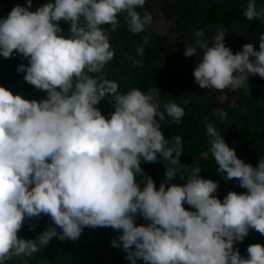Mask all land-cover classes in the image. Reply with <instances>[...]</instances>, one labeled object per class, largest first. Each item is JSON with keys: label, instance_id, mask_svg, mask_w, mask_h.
Masks as SVG:
<instances>
[{"label": "clouds", "instance_id": "1", "mask_svg": "<svg viewBox=\"0 0 264 264\" xmlns=\"http://www.w3.org/2000/svg\"><path fill=\"white\" fill-rule=\"evenodd\" d=\"M145 2L49 0L32 11L26 0L27 6L17 4L0 18V56L26 58L16 71L46 93L26 99L0 86V264L33 256L52 238L76 241L85 227L120 232L111 243L130 264H264V245L249 244L246 258L234 247L250 230L264 235V158L256 166L238 158L205 117L217 172L245 190L229 191L221 201L216 181L202 178L198 165L181 163V136L165 138L161 130L166 116L179 125L184 109L168 101L161 111L158 88L121 92L105 76L115 56L109 31L117 30L120 14L131 33L146 31L152 16L137 11ZM242 12L248 21L264 19L255 0H247ZM203 36L197 30L183 53L201 50L193 69L199 87L235 91L250 75L264 78V32L259 50L246 43L235 54L224 43L225 32L211 44ZM148 43L144 36L132 57L135 66ZM105 99L113 109L107 117L97 107ZM158 159L165 177L157 188L140 165ZM177 176L185 183L170 182ZM42 215L52 225L36 239L18 237L26 220ZM138 215L148 223L136 224Z\"/></svg>", "mask_w": 264, "mask_h": 264}, {"label": "trees", "instance_id": "2", "mask_svg": "<svg viewBox=\"0 0 264 264\" xmlns=\"http://www.w3.org/2000/svg\"><path fill=\"white\" fill-rule=\"evenodd\" d=\"M49 0H32L34 11ZM54 2V0H52ZM258 10L264 9V0H255ZM26 5V0H0V18L7 14L15 5ZM247 0H146L137 11L145 12L154 17H163L168 27L158 32L150 24L146 31L139 34L131 33L120 14V21L115 32L109 31L110 45L115 52L114 58L104 70L106 78L118 83L121 92L130 88L147 91L158 88L160 91V110L163 104L173 101L184 109L185 115L179 125L172 123L171 118H165L161 130L165 138L179 135L183 140L181 163L188 166H199V175L204 179H212L218 183L216 196L221 201L229 192L245 191L238 186L236 180L226 181L216 170V164L209 152V137L206 134L204 119L212 123L222 135L229 147L234 148L238 158L256 166L264 158V78L250 75L247 82L237 90L231 88L223 91L208 90L199 87L194 82L193 69L199 62L201 50L197 55L184 56L185 47L195 43V33L203 29V39L209 44L218 31L225 32L224 43L233 54L239 52L246 43H252L259 50V36L264 32V19L248 21L242 12ZM59 26L68 34L69 25L63 20ZM105 29L110 25H103ZM149 37V43L144 45L141 66L132 63V57L137 55L136 49L143 42V37ZM21 63L27 65L26 58L18 53L11 58L0 56V86L13 93H18L26 99L39 100L46 93L37 90L24 81V73L16 71ZM188 103H185V101ZM97 107L107 117L112 106L107 99L102 100ZM226 113L225 119L221 115ZM166 163V162H165ZM144 176H150L156 187L164 180L165 167L159 159L154 163L141 161ZM141 183L142 178L137 177ZM171 183L183 184L179 176ZM186 210L191 209L186 203ZM136 224H147L143 217L137 216ZM30 225H35L30 230ZM52 225L51 218L42 215L34 220H26L18 232V237L36 239L38 234ZM57 231H61L57 228ZM120 232L110 227H85L78 240L63 241L52 238L42 247L41 251L31 257H13L6 264H130L126 253L121 247H113L111 241ZM259 243L264 245V235L250 230L242 242H236L234 247L242 257H247V246ZM136 264H144L137 260Z\"/></svg>", "mask_w": 264, "mask_h": 264}, {"label": "rangeland", "instance_id": "3", "mask_svg": "<svg viewBox=\"0 0 264 264\" xmlns=\"http://www.w3.org/2000/svg\"><path fill=\"white\" fill-rule=\"evenodd\" d=\"M151 25L156 31L163 32L168 27L169 22L163 17H154V19H152Z\"/></svg>", "mask_w": 264, "mask_h": 264}]
</instances>
